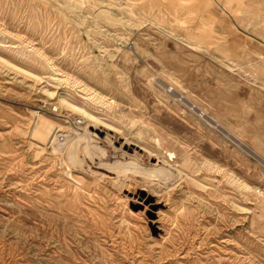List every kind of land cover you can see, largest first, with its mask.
<instances>
[{
    "label": "rangeland",
    "instance_id": "obj_1",
    "mask_svg": "<svg viewBox=\"0 0 264 264\" xmlns=\"http://www.w3.org/2000/svg\"><path fill=\"white\" fill-rule=\"evenodd\" d=\"M0 58V264H264V0H0Z\"/></svg>",
    "mask_w": 264,
    "mask_h": 264
},
{
    "label": "bare ground",
    "instance_id": "obj_2",
    "mask_svg": "<svg viewBox=\"0 0 264 264\" xmlns=\"http://www.w3.org/2000/svg\"><path fill=\"white\" fill-rule=\"evenodd\" d=\"M0 62L4 65V66H7V67H11V68H17V67H15V66H13V65H11V63H9V62H6L4 59H2V58H0ZM28 73V72H27ZM169 91H170V88H169ZM173 91V90H172ZM171 92V91H170ZM181 101V100H180ZM60 102L62 103V104H64V105H67L70 109H72V110H74V111H77V112H79L81 115H82V117L83 118H85V119H88V120H90L91 121V123H90V125L91 124H101L102 122H101V120L99 119V118H97V117H93V116H91L90 114H88V113H86L83 109H81V108H79V107H77V106H75V105H72V104H70L69 102H68V100L65 98V97H60ZM111 104H112V102H110ZM200 115V114H199ZM200 116H203V115H200ZM199 116V117H200ZM201 119H202V117H201ZM82 120V124L84 123V121H83V119H81ZM35 123H37L36 124V133L37 134H39L40 135V137L42 138V137H44V141L45 140H47L48 139V141H46L47 143L48 142H51L52 144H55V142L57 141V135L53 138V136L51 137L52 139L50 140L48 137H46L47 136V134H46V132L44 133V130L45 131H52V130H54V129H56V127L52 124V122H50V121H48V119L46 120L45 118H43L42 116H38V121L37 122H35ZM67 123V122H66ZM65 123V124H66ZM218 126V125H217ZM87 128H89V127H85L84 128V130L82 131V133L80 132H77V131H80V129H77V130H75V131H72L73 132V137H72V139L68 142V144H66L65 146H64V150L62 149V148H60V149H58V150H56V151H54L53 153H55V154H61V153H66L67 154V156L69 157L71 154H70V150L68 149V147L67 146H73L74 148H77L78 147V145H79V143L81 142V138H84V137H86L87 135H88V133H87V131H88V129ZM69 130V129H68ZM87 130V131H86ZM33 131H35V130H33ZM52 133V132H51ZM90 135V134H89ZM47 138V139H46ZM87 138V137H86ZM89 138V137H88ZM90 139V138H89ZM84 140V139H83ZM59 141V140H58ZM57 143V142H56ZM91 143V142H90ZM45 144V143H44ZM49 144V143H48ZM58 144V143H57ZM241 144V143H240ZM242 145V144H241ZM63 146V145H62ZM53 147V146H52ZM253 157V156H252ZM166 167V166H165Z\"/></svg>",
    "mask_w": 264,
    "mask_h": 264
},
{
    "label": "built area",
    "instance_id": "obj_3",
    "mask_svg": "<svg viewBox=\"0 0 264 264\" xmlns=\"http://www.w3.org/2000/svg\"><path fill=\"white\" fill-rule=\"evenodd\" d=\"M67 124V128L69 129V131H75L77 129L80 128V126L82 125V120L81 119H76V120H71L69 122L66 123ZM65 134L63 132H60L57 134V141L59 140L60 142H62L65 139Z\"/></svg>",
    "mask_w": 264,
    "mask_h": 264
}]
</instances>
